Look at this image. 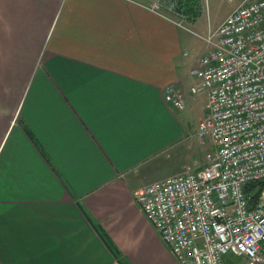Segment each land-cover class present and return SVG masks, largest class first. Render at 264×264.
<instances>
[{
	"label": "crops",
	"instance_id": "crops-1",
	"mask_svg": "<svg viewBox=\"0 0 264 264\" xmlns=\"http://www.w3.org/2000/svg\"><path fill=\"white\" fill-rule=\"evenodd\" d=\"M165 1L0 0V264H181L134 192L176 172L155 159L206 114L211 46Z\"/></svg>",
	"mask_w": 264,
	"mask_h": 264
},
{
	"label": "built area",
	"instance_id": "built-area-1",
	"mask_svg": "<svg viewBox=\"0 0 264 264\" xmlns=\"http://www.w3.org/2000/svg\"><path fill=\"white\" fill-rule=\"evenodd\" d=\"M230 1L236 5L202 36L211 47L190 70L200 80L190 95L206 94L197 135L209 137L215 150L202 166L184 165L134 192L181 264H224L227 255L264 264V0ZM163 98L173 110L185 106V95L172 84ZM229 124L236 139L222 147L214 133L227 132ZM238 241L248 242L245 251L235 247Z\"/></svg>",
	"mask_w": 264,
	"mask_h": 264
},
{
	"label": "rangeland",
	"instance_id": "rangeland-1",
	"mask_svg": "<svg viewBox=\"0 0 264 264\" xmlns=\"http://www.w3.org/2000/svg\"><path fill=\"white\" fill-rule=\"evenodd\" d=\"M163 9L171 15H182L194 18L201 14L199 21L205 28V32H201L199 28H194L197 35L205 36L209 30L215 29L234 8L236 2L230 0H171L165 1ZM177 6H181L179 9ZM199 6V8H198ZM195 13H197L195 15ZM187 20V19H186ZM186 25H191L187 20ZM196 114H191L187 118L185 125V135L173 147L166 149L163 153L156 157V161L162 163L157 170L158 175L169 172L178 173L183 170L181 165L191 168L200 167L206 160V154L215 150V146L209 137L201 139L197 135L198 123L196 122ZM154 161V162H156ZM183 163V164H182ZM234 264H244L242 258H234Z\"/></svg>",
	"mask_w": 264,
	"mask_h": 264
},
{
	"label": "snow or ice",
	"instance_id": "snow-or-ice-1",
	"mask_svg": "<svg viewBox=\"0 0 264 264\" xmlns=\"http://www.w3.org/2000/svg\"><path fill=\"white\" fill-rule=\"evenodd\" d=\"M218 118V117H217ZM12 124V117L11 115L8 116L7 121L3 124V131L4 132H8L9 131V126ZM225 126V124L222 122L220 124V129H223ZM228 131L227 132H223L220 131L219 129L214 133V134H219L221 137V146L222 147H228L229 144H231L236 137L232 134L233 133V129L232 126L229 124L228 126ZM5 139V137H0V140ZM0 147H2V145H0ZM223 232V229H221V233ZM229 232H233V229L231 227H229ZM236 236H240V232L239 230H236L235 232ZM248 242L244 241V242H239L235 245V247L239 248V250L241 251H245L246 250V244Z\"/></svg>",
	"mask_w": 264,
	"mask_h": 264
},
{
	"label": "trees",
	"instance_id": "trees-1",
	"mask_svg": "<svg viewBox=\"0 0 264 264\" xmlns=\"http://www.w3.org/2000/svg\"><path fill=\"white\" fill-rule=\"evenodd\" d=\"M181 6H177V8L179 9ZM199 8V6H198ZM197 13H195L196 15ZM253 184H251L249 186V188H252ZM254 199H256L257 194H254ZM83 209V208H82ZM84 211V209H83ZM84 213L87 215V218L90 220V222L92 223V225L94 226V228L96 229V231L99 233V235L101 236V238L103 239V241L105 242V244L107 245V247L111 250V252L115 255L118 256L119 252L118 250L115 248V246L112 244V242L110 241V239L105 235V233L102 231V229H100V227L98 225H96L93 220L88 216V214L84 211ZM234 258H241L239 256H234V255H227L225 257V262L224 264H234L233 259Z\"/></svg>",
	"mask_w": 264,
	"mask_h": 264
}]
</instances>
